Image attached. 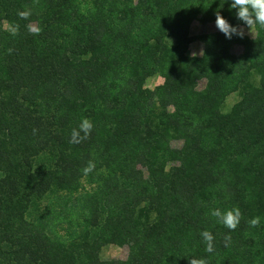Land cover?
<instances>
[{
    "label": "trees",
    "instance_id": "trees-1",
    "mask_svg": "<svg viewBox=\"0 0 264 264\" xmlns=\"http://www.w3.org/2000/svg\"><path fill=\"white\" fill-rule=\"evenodd\" d=\"M217 12L247 27L223 0H0V264H264V28L190 34Z\"/></svg>",
    "mask_w": 264,
    "mask_h": 264
},
{
    "label": "clouds",
    "instance_id": "clouds-1",
    "mask_svg": "<svg viewBox=\"0 0 264 264\" xmlns=\"http://www.w3.org/2000/svg\"><path fill=\"white\" fill-rule=\"evenodd\" d=\"M223 3H228L230 9L235 10V17L248 28L258 25L264 28V0H223ZM215 27L223 34L225 39H232L233 36L243 38L244 32L235 25L230 24L223 18L219 12L215 15ZM82 130L87 133L91 129V124L85 121L82 124ZM78 134L73 132L75 138ZM212 215L220 219L229 228H235L239 220V211L233 210L222 214L219 209L213 210ZM253 224L256 223L254 220ZM202 236L208 241L207 251H212L211 240L212 236L208 232L202 233ZM191 264H203V261H192Z\"/></svg>",
    "mask_w": 264,
    "mask_h": 264
},
{
    "label": "rangeland",
    "instance_id": "rangeland-1",
    "mask_svg": "<svg viewBox=\"0 0 264 264\" xmlns=\"http://www.w3.org/2000/svg\"><path fill=\"white\" fill-rule=\"evenodd\" d=\"M243 32L244 35L248 37H253L255 32L253 27H239ZM217 29L215 27V24H207V25H201L199 23L192 24L190 28V34L192 36H199L204 33H213L216 32ZM203 50V45L200 42H194L189 46L188 54L190 56H200ZM233 53L239 54L240 48H234ZM163 83V79L159 76H154L147 80L146 87L148 89H153L156 86H159ZM204 83H200L199 88H203ZM239 99L237 94H234L230 97H228L225 101L223 110H228L237 100ZM172 147L179 148L181 143L180 142H172ZM128 249L126 247L119 248V247H108L103 250L101 256L103 259H116V260H124L127 257Z\"/></svg>",
    "mask_w": 264,
    "mask_h": 264
}]
</instances>
